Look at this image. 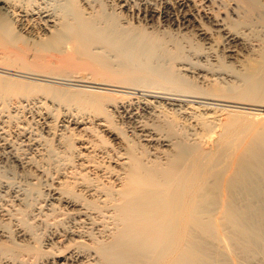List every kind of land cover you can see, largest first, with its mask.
Masks as SVG:
<instances>
[{
    "label": "bare ground",
    "instance_id": "6f19581e",
    "mask_svg": "<svg viewBox=\"0 0 264 264\" xmlns=\"http://www.w3.org/2000/svg\"><path fill=\"white\" fill-rule=\"evenodd\" d=\"M197 1L0 0V38L33 36L38 51L69 44L62 65L90 73L29 69L7 52L0 122L30 105L93 113L59 119L69 167L46 199L16 191L0 206L18 223L0 227V264H264V116L234 109L264 104V0H201V15ZM184 61L239 83L209 69L196 83ZM48 114L36 113L54 131Z\"/></svg>",
    "mask_w": 264,
    "mask_h": 264
},
{
    "label": "rangeland",
    "instance_id": "374dc122",
    "mask_svg": "<svg viewBox=\"0 0 264 264\" xmlns=\"http://www.w3.org/2000/svg\"><path fill=\"white\" fill-rule=\"evenodd\" d=\"M200 1V2H199ZM202 1L201 0H198L197 1V3L198 4H200V6H201V3ZM195 7V8H194ZM193 7V9H196L197 10V12H199L198 14L199 15H201L202 14V10H203V7L201 6V8L197 5V7H196V5ZM202 9V10H201ZM195 10V11H196ZM219 11V13H222L223 12V9H221V10H218ZM218 11L216 12V13H218ZM25 34H22L21 36H19V37H17V38H15V39H13V40H10V43H8V41H6V38L4 39H2V38H0V40H5L4 41V43L6 42V43H8V44H2V43H0V62H2V59L4 58V54H7V52H8V54H9V52L11 51V50H13V51H11L10 52V54L12 53V52H15V51H17V52H15V54H18L19 56H20V53H21V55H23V56H21V58H23L22 59V61H23V63H25V64H27L26 66H27V68H29V69H36V70H38V71H41V70H43V72H45V73H56V74H60L61 75V73L63 72V70L65 69V68H67V70L65 71L64 70V72L62 73L63 75H65L64 73H71L70 75H73L72 77H74V76H76V77H79L78 75H84V76H86V77H89L90 76V73H89V70H88V73H89V75L87 74V71L86 72H81L83 69H82V67H79V68H77L76 66H71L70 68H68V67H66L65 65V68H62V67H64L63 65H62V63L61 62H63L65 59H66V55H67V53H68V51H65V50H67L68 49V45L69 44H67V46H66V44L64 45V47H67V49L65 48H63V45H60L59 47L57 46V48L55 49V48H53V47H45V48H42V50H39L38 51V49L36 48L37 46L34 44L35 43V41L34 40H36L37 41V39H35L33 36H29V35H25ZM8 39V38H7ZM34 39V40H33ZM15 41V42H14ZM18 42V43H17ZM34 42V43H33ZM29 44V45H28ZM8 45V46H7ZM17 45V46H16ZM32 45V46H31ZM6 46V47H5ZM6 49H5V48ZM11 47V48H10ZM2 48H4V49H2ZM8 48V49H7ZM10 48V49H9ZM14 48V49H13ZM22 48V49H21ZM17 49V50H16ZM27 49V50H26ZM28 49H29V51H28ZM62 51H61V50ZM64 49V50H63ZM2 50V51H1ZM8 50V51H7ZM35 50V51H34ZM55 50V51H54ZM4 51V52H3ZM57 51H58V53H57ZM60 51H61V53H60ZM65 51V52H64ZM24 52V53H23ZM27 52V53H26ZM48 52V53H47ZM29 54V55H28ZM45 54V55H44ZM65 55L64 57L63 56H61V55ZM49 55H50V57H49ZM59 55V56H58ZM61 56V58H59ZM2 58V59H1ZM20 58V59H21ZM65 58V59H64ZM25 59V60H24ZM63 61H62V60ZM54 61V62H53ZM57 61V62H56ZM28 62V63H27ZM37 62V63H36ZM200 63V64H199ZM199 63H195L196 65L197 64H199V65H201L202 67H197L196 65L194 66V64H189V65H186V61H184V62H181V64H179V63H177L179 66L181 65L182 67H183V65H185V66H187V67H185V68H189L190 67V69L188 70V72H187V74L185 73V72H183L186 76H189V79H191V80H194L196 83L198 82V80L200 79V81L202 80L200 77H198L199 79L197 80V78H195V77H197V75L199 76V73H200V75H203V73L205 74V75H207V76H209L210 74H211V76L212 77H217L218 79H219V81L220 82H222V83H224V84H230V83H232V82H234V81H236L237 83H239L238 82V80L234 77V76H232V74L233 73H231V72H229V74L231 73V75H229V74H227L228 73V71L226 72V71H224L225 69H223L222 70V68H216V67H213V66H209V67H211L210 69L208 68V65L206 64L205 65V63L204 62H202V61H200ZM17 64H20L19 62L18 63H16V65ZM46 64V65H45ZM60 64V65H59ZM176 64V68H178L177 65ZM188 64V63H187ZM40 65V66H39ZM42 65V66H41ZM49 67H48V66ZM52 65H53V67H52ZM191 65H193V67L194 68H192V66ZM198 65V66H199ZM18 66V65H17ZM21 65H19V67H20ZM25 66V67H26ZM35 66V67H34ZM37 66H39V67H37ZM56 66H58V69H55L54 70V68ZM41 67H43V68H41ZM44 67H45V69H44ZM238 67V66H237ZM47 68H49V69H47ZM201 68H203V70H200ZM217 69L216 71L214 70V69ZM236 66L235 67H233V69L234 70H236L237 71V69H240L241 70V68H236ZM53 69V71H51ZM60 69V70H59ZM71 69V70H70ZM197 71H196V70ZM205 69V70H204ZM207 69H209L208 70V72L210 71V70H212L213 72H211L210 74L209 73H207V72H205V71H207ZM61 70H62V72H61ZM69 70V71H68ZM73 70V71H72ZM78 70V71H77ZM193 72H191V71ZM59 71V72H58ZM80 71V72H79ZM194 71H196V72H194ZM239 71V70H238ZM73 72V73H72ZM74 72H76V74L74 73ZM225 72H226V74H225ZM83 73V74H82ZM189 73V74H188ZM191 73V74H190ZM213 73V74H212ZM223 73H224V75H223ZM87 74V75H86ZM62 75V76H63ZM70 75L68 74H66V77L67 76H69L70 77ZM191 75H193V77L191 76ZM196 75V76H195ZM215 75V76H214ZM228 75H229V77H228ZM83 76V77H84ZM195 76V77H194ZM224 76L227 78H224ZM72 77H70V78H72ZM231 77V78H230ZM233 77H234V81H233ZM220 78H222L223 80H220ZM225 79V80H224ZM228 79H229V81H228ZM231 79V80H230ZM236 79V80H235ZM199 81V82H200ZM232 81V82H231ZM228 82H230V83H228ZM236 82H234V84L236 83ZM145 93H147V92H145ZM255 100H253L252 102L250 101L249 103H250V105H243V107L244 108H234L235 110H239V111H244V112H246L248 115H251L252 113H259V117H262V116H264V107H262V106H260V105H264L263 104V102H254ZM248 103V104H249ZM11 105H14V104H12L11 103ZM10 105V106H11ZM37 105H35V106H29V108H28V106H26L25 107V109L24 110H22V109H19L16 113L17 114H13L14 116H19L18 118H19V120H17L16 121V117H14V118H12V119H14V121H16V122H14L12 119L11 120H9L8 122H4V124H3V122H0V128H3L4 129V138H5V140H6V142L8 141V144H10L12 147H11V149H12V154H8V153H6V151L5 150H1L2 148H0V206L2 207V206H7V204H10V202H11V200H12V196H13V193H15L16 191H17V193L18 194H24L23 196L25 197V199H26V201H28V202H34V203H36V202H40V201H42V199L44 200V198L46 199V197H47V190L49 191L50 189L49 188H51L52 186H54V181L56 180V175L58 176V174L59 173H62V171L64 170H67L68 169V167H69V165H68V163H66V162H68V160H67V157H66V155L68 154L67 152H65L64 151V147H63V145H62V142L61 141H59V139L57 138L59 135V133L60 134H62L63 133V130L62 129H64L62 126H61V122L59 121V119L62 117V116H68V117H72V115H75V114H79L80 113V115L81 114H84L83 116H85L87 119H90L91 117V115L93 114V113H91V112H86V111H84L83 113L82 112H79V113H77V110L74 112V110H73V108H70V109H72L71 111H70V109L68 110V112H65V113H62V112H64V111H66V108H60V110L59 109H54V110H45L44 109V107L42 108V107H36ZM39 106V105H38ZM32 107H33V110H32ZM31 108V109H30ZM35 108H37L38 110H36ZM42 108V109H41ZM29 109V111L31 112H27V110ZM37 112H36V111ZM35 111V112H34ZM48 112L49 114H48V116H49V118L52 120H50V124H51V126L53 125V127L55 126V128L54 129H56V130H54V131H56V132H54L53 130H51V129H48L47 130V128H44V127H42V125L40 124V121H38V117H37V115H36V113L38 114L39 112ZM61 111V112H60ZM25 112V113H24ZM34 112V113H33ZM51 112H54V114L53 113H51ZM56 112V113H55ZM30 113V114H29ZM57 113H60L59 115L57 114ZM68 113V114H67ZM87 113V114H86ZM26 114V115H25ZM51 114H53V115H51ZM91 114V115H90ZM255 114H253V115H255ZM262 115V116H261ZM33 116V117H32ZM52 116V117H51ZM26 117V118H25ZM36 117V118H35ZM258 117V116H257ZM24 118H25V121H24ZM23 119V120H22ZM28 119V120H27ZM55 119V120H54ZM11 121V122H10ZM53 121H56V122H53ZM58 121V122H57ZM18 122V123H17ZM34 122H35V124H34ZM53 122V123H52ZM28 123V124H27ZM10 124V125H9ZM14 124H17V126L15 125L14 126ZM3 125H5V126H3ZM8 125H9V127H8ZM27 127H25V126ZM36 125V126H35ZM1 126H3V127H1ZM12 128H11V127ZM22 126H23V128L24 129H22ZM30 126V127H29ZM58 126V127H57ZM15 127H17V129H15ZM21 128V132H20V128ZM33 127V128H32ZM41 127H42V129H41ZM7 128H9V129H7ZM32 128V129H31ZM60 128V129H59ZM6 129V130H5ZM10 129H12V131H10ZM13 129H14V131H13ZM34 129V130H33ZM46 130V132H45V130ZM53 129V128H52ZM22 130H24V131H22ZM26 130V131H25ZM29 130V131H28ZM30 130L32 131V132H30ZM50 130V131H49ZM16 131L18 132V133H16ZM28 131V132H27ZM49 131V132H48ZM60 131V132H59ZM14 132V133H13ZM53 132V133H52ZM20 133V135L21 134H23L24 133V136L23 135H17V134H19ZM27 133H29L30 134V136H29V134H27ZM32 133V134H31ZM50 133V134H49ZM50 136H49V135ZM16 135V136H15ZM27 135V136H26ZM32 135H33V137H34V139H33V137H32ZM39 135H41V136H39ZM52 135V136H51ZM13 136V137H12ZM18 136V137H17ZM7 137V138H6ZM27 139H26V138ZM29 137V138H28ZM32 139H31V138ZM38 137V138H37ZM41 137V138H40ZM45 137V138H44ZM18 138V139H17ZM22 140H21V139ZM35 138H37V140L35 139ZM52 138V139H51ZM11 139V140H10ZM15 139H17V141L15 140ZM21 141H20V140ZM23 140H25V141H23ZM33 140V141H32ZM35 140V141H34ZM42 140V141H41ZM48 140V141H47ZM11 141V142H10ZM23 141V142H22ZM27 141H29V142H27ZM46 141V142H45ZM37 142L39 143V144H37ZM52 142V143H51ZM57 142V143H56ZM61 142V143H60ZM22 143V144H21ZM23 143H25V144H23ZM27 143V144H26ZM29 143V144H28ZM46 144V145H45ZM61 144V145H60ZM25 145V146H24ZM26 145H28V146H26ZM30 145V146H29ZM39 145V146H38ZM41 145V146H40ZM44 145V146H43ZM34 146V147H33ZM51 147V148H49L48 150H47V148L48 147ZM37 147H40V149L39 148H37ZM63 147V148H62ZM207 147L208 146H206V149H207ZM14 148V149H13ZM35 148L36 149H38V150H35ZM33 149V150H32ZM54 150V152L52 153V150ZM58 149V150H57ZM60 149H62L63 150V152H61L62 150H60ZM13 150H15V151H13ZM51 150V151H50ZM1 151H3V152H5V153H3V152H1ZM36 151H38V152H36ZM48 151L50 152V153H48ZM60 151V152H59ZM13 152H15V155H17L18 157H22L21 159H19V161H18V157L17 156H15L14 155V153ZM23 152V153H22ZM40 152V153H39ZM46 152V153H45ZM60 153V154H65V156H60V154L58 153V154H56V155H54L55 153ZM43 153H45V154H43ZM8 154V155H7ZM23 154V155H22ZM35 154V155H34ZM40 154V155H39ZM63 154V155H64ZM11 157H10V156ZM38 155V156H37ZM50 155V156H49ZM24 156V157H23ZM60 156V157H59ZM14 157V158H13ZM40 158V160H39V158ZM43 157V158H42ZM54 157H56V158H54ZM64 157V159H62V161L63 162H65V160H66V162L65 163H63L62 161H61V158H63ZM65 157H66V159H65ZM16 158H17V161H15L16 160ZM31 158V159H30ZM54 160H53V159ZM10 159V160H9ZM49 159H52V160H49ZM23 160V161H22ZM26 160H29V161H31V162H27ZM42 160V161H41ZM57 160V161H56ZM54 161V162H53ZM60 161V162H59ZM24 162V163H23ZM24 165H23V164ZM33 163V164H32ZM50 163V164H49ZM58 163V164H57ZM38 164V165H37ZM65 165L66 166V164H67V166L65 167V166H63V165ZM51 165V166H50ZM58 165V166H57ZM50 166V167H49ZM54 166V167H53ZM56 166V167H55ZM61 167H65V169H63V170H61ZM56 168H57V170H56ZM59 168H60V170H59ZM55 172H54V171ZM39 172V173H38ZM57 172H59V173H57ZM42 176V177H41ZM46 176V177H45ZM41 177V178H40ZM36 178V179H35ZM29 181H30V183H29ZM34 182H35V184H34ZM51 184V185H50ZM28 185H29V187H31V188H29L28 187ZM32 185V186H31ZM34 186V187H33ZM36 186V187H35ZM49 186V187H48ZM34 188H35V190H34ZM15 189V190H14ZM23 190V191H22ZM39 190V191H38ZM34 191V192H33ZM39 192V193H38ZM43 192V193H42ZM6 193V194H5ZM30 193V195L29 196H27L28 194ZM36 193V194H35ZM38 193V194H37ZM25 194H27V195H25ZM32 195V197H30ZM39 195V196H38ZM38 196V197H37ZM40 196H42V197H44V198H42V197H40ZM46 196V197H45ZM41 199V200H40ZM3 203V204H2ZM2 219V220H1ZM2 221V222H1ZM15 222V223H14ZM16 224H18V223H16V221H14V220H6V221H4V218H0V227L1 228H3V225H4V228H5V225H6V230H9V232H13L14 231V229L15 228H17V225ZM10 227V228H9ZM0 228V229H1ZM42 228H44V229H42ZM36 231H37V234L39 235V236H42V235H44V233L46 232V224L43 222H41V223H39L38 224V226L36 227Z\"/></svg>",
    "mask_w": 264,
    "mask_h": 264
}]
</instances>
